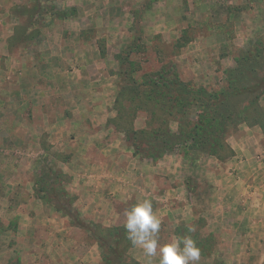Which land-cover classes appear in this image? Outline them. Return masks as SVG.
I'll return each instance as SVG.
<instances>
[{"label": "rangeland", "instance_id": "obj_1", "mask_svg": "<svg viewBox=\"0 0 264 264\" xmlns=\"http://www.w3.org/2000/svg\"><path fill=\"white\" fill-rule=\"evenodd\" d=\"M1 2L0 264H159L124 228L144 199L160 246L264 264V201H236L264 199V0ZM163 84L229 116L216 147L188 138L197 105L161 110Z\"/></svg>", "mask_w": 264, "mask_h": 264}, {"label": "clouds", "instance_id": "obj_2", "mask_svg": "<svg viewBox=\"0 0 264 264\" xmlns=\"http://www.w3.org/2000/svg\"><path fill=\"white\" fill-rule=\"evenodd\" d=\"M125 216L127 239L133 246H140L146 256L154 257L159 251V264H199L201 250L190 235L173 238L165 245H159L158 233L162 221L153 211L151 200L144 199L136 203L126 210ZM188 232H195V227H188Z\"/></svg>", "mask_w": 264, "mask_h": 264}, {"label": "trees", "instance_id": "obj_3", "mask_svg": "<svg viewBox=\"0 0 264 264\" xmlns=\"http://www.w3.org/2000/svg\"><path fill=\"white\" fill-rule=\"evenodd\" d=\"M163 86L165 87L164 89L165 92L161 97H163L164 100L158 101L159 103H163L161 106V110L164 111L165 109V111L167 110L168 113L174 116V110L176 109L177 106L185 108L192 105H197L201 109V111L198 116V121L195 123V126L193 127L194 133L190 134L188 138L193 140V145L195 147L203 146L204 144H207L211 150L213 149V147H216V145L219 142V139L217 140V138L219 137L218 135L219 133L217 132L221 131L220 133H222L225 131V129H227L229 116L221 113L216 115L215 112H214L215 114L208 113L207 112L208 109H206L207 108L206 106H209V103H203L201 98L200 100H196V98H192V96L188 98L177 96L176 92L175 94H171L170 86H167L166 84H163ZM230 93H235V92H225L224 94L222 93L221 95L224 96L223 98L225 97L229 98L232 96V94ZM238 93H240V91ZM223 103L224 101L222 102V104ZM216 107H218V105ZM260 117H263L264 119V114H261ZM256 122L257 125L264 132V120L258 119L256 120ZM215 132L217 133V136L215 135ZM208 154L213 155V151L209 152Z\"/></svg>", "mask_w": 264, "mask_h": 264}, {"label": "crops", "instance_id": "obj_4", "mask_svg": "<svg viewBox=\"0 0 264 264\" xmlns=\"http://www.w3.org/2000/svg\"><path fill=\"white\" fill-rule=\"evenodd\" d=\"M1 7H2V2H1V0H0V9H1ZM4 17V18H3ZM3 19H5V15H2L1 13H0V26H2L1 25V23H2V20ZM2 55H4V52H1L0 51V57L2 56ZM4 57V56H3ZM2 61H0V63H1ZM2 65L0 64V74L1 73H3V71H2V67H1ZM5 73H7V72H5ZM234 149V153H235V157L234 158H239L240 157V155H241V153H242V155H245V154H243V149L239 146V147H237V148H233ZM241 158V157H240ZM243 161H239L238 163L235 161L234 162V166H235V169L237 168V169H239L235 174H236V176L234 177V180L237 182V183H240L241 184V181H242V179H241V177L240 176H244V175H246L245 173H242L243 171H245V170H243V168L244 167H247L246 169H248L250 166L247 164V165H243V164H241ZM252 172V171H251ZM224 180H226V178H224ZM106 187L104 188V189H107V187H108V189L111 191L112 189H114L115 188V186H114V184H112V183H107L106 182ZM249 188H251V190H249L248 191V195L249 196H246L245 198H241V196L240 197H236V201H239L240 203H242L241 201H244L246 204H244V205H247L248 207H247V210L249 211V213H248V215H256L257 213H258V205H260L261 204V202H263L264 201V199L262 198V197H258L257 196V194H256V190L254 189V191H252V186H251V183H249ZM242 187H241V185H240V189H241ZM128 190H129V187H128V189H125V191L122 189V190H118L117 192H121L123 195H122V198L123 197H125L127 194L126 193H129L128 192ZM245 193H247V191H245ZM98 196V195H97ZM231 196V195H230ZM230 196H227V197H230ZM128 197L130 198V195H128ZM135 197V196H134ZM242 199V200H241ZM230 200V199H229ZM242 205V204H241ZM203 207H204V205H203ZM232 207V206H231ZM255 207H257L256 209H255ZM238 210H241V207L240 206H237L236 207ZM191 215H193V214H190V215H187V216H191ZM206 215V214H205ZM236 217V216H235ZM239 217H241L240 215H239Z\"/></svg>", "mask_w": 264, "mask_h": 264}]
</instances>
